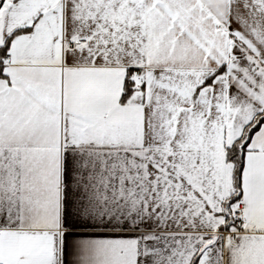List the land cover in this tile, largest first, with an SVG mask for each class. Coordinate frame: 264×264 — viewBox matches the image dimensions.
Listing matches in <instances>:
<instances>
[{"label":"snow or ice","instance_id":"6c2138e0","mask_svg":"<svg viewBox=\"0 0 264 264\" xmlns=\"http://www.w3.org/2000/svg\"><path fill=\"white\" fill-rule=\"evenodd\" d=\"M0 264H264V0H0Z\"/></svg>","mask_w":264,"mask_h":264}]
</instances>
